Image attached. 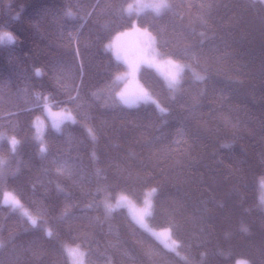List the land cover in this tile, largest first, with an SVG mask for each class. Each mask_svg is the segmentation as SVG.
I'll list each match as a JSON object with an SVG mask.
<instances>
[{
  "label": "trees",
  "instance_id": "trees-1",
  "mask_svg": "<svg viewBox=\"0 0 264 264\" xmlns=\"http://www.w3.org/2000/svg\"><path fill=\"white\" fill-rule=\"evenodd\" d=\"M131 1L0 0V37H15L0 40V264H70L66 244L83 250V264H264V3L168 0L160 14L122 11ZM133 22L161 55L191 66L176 90L140 66L165 112L116 97L113 79L126 66L105 46ZM44 96L76 122H42L40 135ZM149 188L147 223L157 233L173 226L178 250L124 207L105 209L120 195L140 203ZM6 190L27 211L4 204Z\"/></svg>",
  "mask_w": 264,
  "mask_h": 264
},
{
  "label": "snow or ice",
  "instance_id": "snow-or-ice-1",
  "mask_svg": "<svg viewBox=\"0 0 264 264\" xmlns=\"http://www.w3.org/2000/svg\"><path fill=\"white\" fill-rule=\"evenodd\" d=\"M261 3H264V0H260ZM156 12L157 14H160L163 10H168L171 8V5L168 3V0H157L156 3L150 5ZM132 9V5H129L127 9H123L122 11H130ZM69 16H71V12L68 13ZM134 28L136 27V24L133 23L132 25ZM143 37H144V46L142 48V55L140 61H138L136 64H129V73L132 75H135V73L138 71L139 68V63H147L150 66H156L159 69H161L164 65L167 66V70L164 71L162 74L165 77V80L167 82V86L171 90H176L177 86L181 82L182 74L183 72L188 69L191 70V66L187 64H180L175 62L172 59H168L166 61H163V64L158 63L156 56L158 55L155 53L154 45L156 43V38L152 36V34L144 30L143 32ZM6 38L9 43L13 42L15 37L13 34L8 33L6 34ZM3 37H0V40H2ZM106 48H111L115 47V56L116 60L119 61L122 59L121 56V51L119 46H113V45H106ZM127 62V61H125ZM119 68V65H117V69ZM35 75L36 76H41L42 72L40 69L35 70ZM194 78L196 80H203L205 79L204 76H201L193 71ZM124 79V76L119 74L117 71V74L114 76L113 83L117 81H122ZM95 95V94H94ZM116 97L118 98L119 102L121 104L127 105L129 107L138 105L140 103H151L152 105H155V108L159 110L160 112H165L167 111L166 108L162 107L159 101L154 99L148 92L143 90L142 88L139 90L137 93H126L124 91H120L116 93ZM40 99V97H38ZM73 100L76 99V97L72 98ZM44 109L48 113L49 118L52 120L53 127L56 128L57 130L60 129V125L64 121H71L72 123L76 122L75 117L72 116V114L68 111H62L60 113H53L51 111V106L49 104L50 97L44 96ZM39 120V118H37ZM38 133L40 132V128H37ZM88 133L91 136L93 140H95V135L93 134L91 129H88ZM7 139L3 134H0V140ZM37 139H40V136H37ZM10 144L12 145L13 151H15L16 146L19 144V141L15 138L12 137L10 139ZM40 152L41 154H44L47 152V147L41 142L40 144ZM3 162L0 161V165H2ZM264 184V182H262ZM157 192L156 188H151L149 189L145 194H144V200H143V206L140 208H135L134 205L131 204V201L128 200V197L125 195H121L119 199L117 200L116 205H112L110 203H105V209L108 213H111L114 211L116 208L120 207L123 204H127L131 211L133 218L135 221L140 224L141 226L146 227L145 225V218L152 216L154 209H155V204H154V196ZM261 202L264 203V197H261ZM3 203L4 204H11L12 206L15 207H22L20 200L15 197V195L12 192H4L3 193ZM23 215L28 216L29 222L33 225L36 226L37 220L33 219L27 212L23 213ZM246 230V229H245ZM173 231V226L169 225L168 228L164 229L163 232L160 235L170 237L171 233ZM48 236L52 235L51 230H48L46 232ZM174 244H177V241H173ZM69 255L72 257H78V259L74 260V264H82V253H78L74 249H69L68 250ZM236 264H248L246 260L239 259L236 261Z\"/></svg>",
  "mask_w": 264,
  "mask_h": 264
},
{
  "label": "rangeland",
  "instance_id": "rangeland-1",
  "mask_svg": "<svg viewBox=\"0 0 264 264\" xmlns=\"http://www.w3.org/2000/svg\"><path fill=\"white\" fill-rule=\"evenodd\" d=\"M156 2H157V0H133L126 6V9L128 8L129 5H132V9L130 11H128L130 13H138V12H141L142 10H145V9H151V10L155 11L150 5H152V4L156 3ZM133 23H135V22H133ZM136 27H137V25H136ZM141 29H142V31L140 29H137V28H131L130 30H126V31H124L122 33H119L116 36H114L111 39V41L108 43V45L119 46V48H120L121 56H122L121 61L124 62L125 66H126V70L124 71V73L121 74V75L124 76V79L121 81L122 84H121L120 91H124V92L130 93V94L139 92V90L141 88L143 90H145L144 87L142 86V84L140 83L139 79H138V71L135 73V75H132V74L129 73V64H136L141 59L142 48L144 46L143 32H144V30H147L145 28H141ZM6 34L7 33H2V37H3V39L7 40ZM110 49L115 53V47H111ZM154 49H155V53L158 54L156 56V59H157L158 63L163 64V61H166L168 59H172L175 62L180 63L179 61H177V60H175V59H173L171 57H166V56L161 55L159 53V51L157 50L155 45H154ZM125 61H127V62H125ZM180 64H182V63H180ZM141 65H146V66L152 67L154 70H156L165 79V77H164V75L162 73L167 70V66L166 65H164L159 70H158V68L156 66H150L147 63H139V68H140ZM139 68H138V70H139ZM146 92H148V91H146ZM51 111L53 113H60L62 111L70 112L68 109H66L64 107H61V108H52L51 107ZM37 118H39V120ZM35 122H36L37 128L38 127L39 128H43L44 126L42 125V122L44 123V125H47V123H49V122L52 123V120L49 118L48 113L44 109V113L42 115L36 117L35 118ZM43 130H44V128L40 129V132H39L40 135L42 134ZM149 189H151V188H149ZM149 189H147L145 191V193ZM6 191L7 192H11V191H8V190H6ZM6 191H4V192H6ZM119 197L117 198V200L119 199ZM258 197H259V200L261 202V197H264V184H262V183L259 185ZM128 200L131 201V204L134 205L135 208L138 209V208L143 206L144 196L142 197L140 203H137L135 200H133L130 197H128ZM262 204L264 206V203H262ZM9 205L11 207H15V206H12L11 204H9ZM112 205H116V203L112 204ZM121 206L124 207L127 210V212L130 215V217L135 221V219L133 218L132 211H131L130 207L127 204H123ZM17 208H21V207H17ZM22 212L25 213V211H22ZM146 218H145L146 227H144V226L143 227L146 228L147 230H149L157 239L161 240V242L166 247H168L170 249H173V250H178V243L177 244L173 243V241H176V240L173 239L171 236L170 237H166V236L160 235L163 231L157 233L156 229H154V228H152V227H150L148 225ZM69 249H74L78 253H82V254H83V250L79 246L69 245V244L65 245V251H66V254L68 256L69 262H70V264H74V260L78 259V257L70 256L69 252H68ZM239 259H242V258H239ZM239 259H237V260H239ZM243 260H245V259H243ZM83 263H84V254H83V257H82V264ZM234 264H236V262Z\"/></svg>",
  "mask_w": 264,
  "mask_h": 264
}]
</instances>
